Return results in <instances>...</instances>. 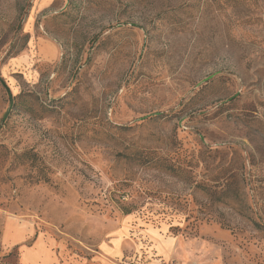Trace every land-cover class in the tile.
<instances>
[{
    "label": "rangeland",
    "instance_id": "rangeland-1",
    "mask_svg": "<svg viewBox=\"0 0 264 264\" xmlns=\"http://www.w3.org/2000/svg\"><path fill=\"white\" fill-rule=\"evenodd\" d=\"M0 264H264V0H0Z\"/></svg>",
    "mask_w": 264,
    "mask_h": 264
}]
</instances>
